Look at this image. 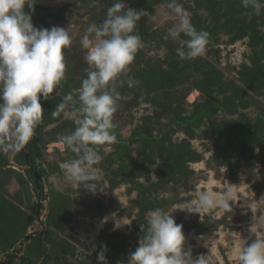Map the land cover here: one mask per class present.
Returning <instances> with one entry per match:
<instances>
[{
    "label": "rangeland",
    "instance_id": "1",
    "mask_svg": "<svg viewBox=\"0 0 264 264\" xmlns=\"http://www.w3.org/2000/svg\"><path fill=\"white\" fill-rule=\"evenodd\" d=\"M92 3L35 5L43 23L34 26L69 28L72 43L64 51L66 79L41 99L47 115L37 127L40 153L30 163L21 151L0 155V264H98L103 245L107 264H127L157 207L183 225L194 258L239 264L243 238L253 237L252 225L264 217V9L246 15L240 0H179L197 30L209 33L205 55L182 60L178 41L166 38L173 23L168 0H126L146 11L136 28L143 47L128 73L140 83L118 87L117 140L100 147L94 166L107 187L93 194L73 190L60 167L74 157L60 139L74 130L71 106L49 115L63 95L75 98L88 68L80 40L89 24L106 18L113 0ZM34 166L43 170L41 200L28 173ZM197 191H231L230 210H175ZM117 219L124 223L118 228ZM255 232L264 238V228Z\"/></svg>",
    "mask_w": 264,
    "mask_h": 264
},
{
    "label": "clouds",
    "instance_id": "2",
    "mask_svg": "<svg viewBox=\"0 0 264 264\" xmlns=\"http://www.w3.org/2000/svg\"><path fill=\"white\" fill-rule=\"evenodd\" d=\"M38 2L0 0V155L4 156L26 147L43 121L41 99L48 100L66 79L64 51L72 43L69 28L34 26L32 13ZM240 3L246 15L259 16L264 9V0H240ZM25 6L30 11L26 12ZM89 6H95V0ZM167 8L173 23L167 27L166 38L178 41L177 56L182 60L203 57L209 33L197 30L179 0H168ZM145 13L127 7L126 0H113L106 18L99 24H89L80 40L86 50V77L75 98L71 92L63 95L52 111L57 116L71 106L75 117L74 130L60 137L74 154L60 165L73 190L84 188L95 194L107 187L94 166L102 160L100 147L117 140L114 114L121 98L118 87L140 83L128 73L143 47L136 28ZM233 199L231 191L223 196L197 191L193 200L175 210L200 215L204 210H230ZM172 213L160 207L149 211L147 228L141 225L143 235L127 264H209L206 255L194 258L192 249L185 248L183 225L176 222ZM120 220L116 221L117 228L124 224ZM257 225L264 228V217L252 225L253 237L243 238L245 243L237 257L239 264H264V238L256 235ZM106 251L107 245H103L97 254L98 264H107Z\"/></svg>",
    "mask_w": 264,
    "mask_h": 264
},
{
    "label": "trees",
    "instance_id": "3",
    "mask_svg": "<svg viewBox=\"0 0 264 264\" xmlns=\"http://www.w3.org/2000/svg\"><path fill=\"white\" fill-rule=\"evenodd\" d=\"M26 11V10H25ZM28 12V11H26ZM32 20H33V23H43L42 20V17L37 14L36 16H34V14L32 13ZM45 115H47L46 112H44ZM52 114V112H49V115ZM48 117V116H46ZM39 136H38V128H36L35 130V133H34V136L33 138L30 140V142L26 145V147L21 151L22 155L24 156L25 160L27 162H31V159H32V155L34 154V152H39L41 151V149L39 148ZM26 153H28L29 155V159L27 158V155ZM31 158V159H30ZM35 168V166H34ZM40 174H41V177H43L42 173H43V170H39ZM28 173L33 177L34 179V183H35V187L37 189V196L41 199H44L45 198V189H44V186H43V183H42V178L40 180H38L36 178V175L33 171V168L31 169H28ZM21 182L25 181L23 179H20ZM43 204L42 202H40L39 200L36 202V205H35V208L39 211H41L43 209ZM26 262V260H25ZM23 264V263H21Z\"/></svg>",
    "mask_w": 264,
    "mask_h": 264
},
{
    "label": "water",
    "instance_id": "4",
    "mask_svg": "<svg viewBox=\"0 0 264 264\" xmlns=\"http://www.w3.org/2000/svg\"><path fill=\"white\" fill-rule=\"evenodd\" d=\"M26 155H27V158L29 159V155H28V153H26ZM33 171H34V173H35V175H36V178H37L38 180H40L42 177H41V174H40L39 170L36 169V168H33ZM33 233H34V232H30L29 234H27V235H26V238H30V236L33 235Z\"/></svg>",
    "mask_w": 264,
    "mask_h": 264
}]
</instances>
